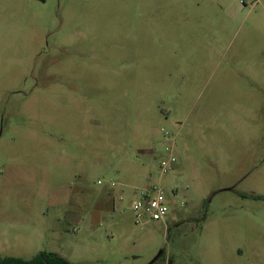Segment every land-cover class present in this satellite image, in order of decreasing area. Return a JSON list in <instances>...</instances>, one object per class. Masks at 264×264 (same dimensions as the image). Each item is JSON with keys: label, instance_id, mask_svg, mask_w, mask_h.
<instances>
[{"label": "rangeland", "instance_id": "rangeland-1", "mask_svg": "<svg viewBox=\"0 0 264 264\" xmlns=\"http://www.w3.org/2000/svg\"><path fill=\"white\" fill-rule=\"evenodd\" d=\"M40 252L264 264V0H0V257Z\"/></svg>", "mask_w": 264, "mask_h": 264}, {"label": "built area", "instance_id": "built-area-1", "mask_svg": "<svg viewBox=\"0 0 264 264\" xmlns=\"http://www.w3.org/2000/svg\"><path fill=\"white\" fill-rule=\"evenodd\" d=\"M164 137L170 142L165 147L166 156L159 162L161 174L167 172L168 168L176 162L173 154L174 137L165 133ZM102 185V181L97 182ZM110 188L120 186L119 183L109 182ZM123 193L118 195V201H123ZM130 209L134 214L136 225H143L146 222H162L169 213L168 200L165 191L160 184L150 187L133 188L129 193Z\"/></svg>", "mask_w": 264, "mask_h": 264}, {"label": "trees", "instance_id": "trees-1", "mask_svg": "<svg viewBox=\"0 0 264 264\" xmlns=\"http://www.w3.org/2000/svg\"><path fill=\"white\" fill-rule=\"evenodd\" d=\"M0 264H69V263L58 254L40 252L31 260H24L17 257H0Z\"/></svg>", "mask_w": 264, "mask_h": 264}, {"label": "water", "instance_id": "water-1", "mask_svg": "<svg viewBox=\"0 0 264 264\" xmlns=\"http://www.w3.org/2000/svg\"><path fill=\"white\" fill-rule=\"evenodd\" d=\"M160 255H161V252L155 257V259L150 264H152Z\"/></svg>", "mask_w": 264, "mask_h": 264}]
</instances>
